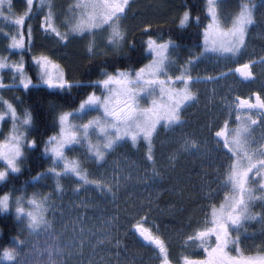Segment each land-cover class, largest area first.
<instances>
[{
  "label": "snow or ice",
  "instance_id": "snow-or-ice-1",
  "mask_svg": "<svg viewBox=\"0 0 264 264\" xmlns=\"http://www.w3.org/2000/svg\"><path fill=\"white\" fill-rule=\"evenodd\" d=\"M8 3L5 10V0H0V17L16 31L4 35L9 42L0 49V53H7L0 54V70L11 73L8 83L0 74V213L14 214L20 227L19 234L11 237V246L0 251V264H65L58 257L68 245L61 244L47 215L52 193L29 195L26 187L10 184L13 176L22 172L26 154L43 143L42 156L49 162V167L30 177L31 182L51 177L53 192L63 193L62 181H75L74 193L92 187L115 200L117 190L133 177L115 169L109 175L101 169L118 148L142 147L145 167L135 180L145 189L154 188L163 178L154 141L161 126L175 131L186 123L185 109L199 99L192 86L233 76L232 91L256 79L253 66L264 65V55L236 62L251 55L249 37L254 26L264 23V0H203L202 13L193 16L191 8L184 7L178 14L176 26L183 34L176 39L147 35L139 44L135 38L128 40L125 25L131 0H74L63 9L57 8L55 0H26V10L18 15L12 13L11 0ZM41 12L40 32L55 39L53 48L87 37L90 56H110L99 62L107 67L89 64L88 74H95V79H73L59 59L43 49L35 51L34 28L28 21ZM192 24L196 30L189 34L187 28ZM143 31L153 29L145 25ZM13 50L20 53L16 60L10 59L15 55ZM202 64L222 70L192 75ZM8 89L34 95L35 100L24 106V96L14 93L9 99L4 95ZM215 91L213 88V95ZM42 95L48 97L43 111L52 119L38 125L37 101ZM222 99L226 118L210 134L218 161L215 187L213 182L202 185V189L206 187L205 202L200 205L203 216L187 221L191 232L180 244L182 251L172 257L170 240L160 226H145L150 222V207L145 210L141 203L128 208L126 218L136 221L129 230L152 249L158 264H264V91L232 100L225 94ZM215 126L214 121L210 127ZM258 127L260 134L254 135ZM49 129L54 131L44 136ZM33 133L36 135L29 139ZM177 139L181 143L169 161L176 160L180 152L200 151L198 140L183 133ZM257 205L259 211H254ZM142 210L145 215H139ZM115 219L105 220L98 231L81 227V237L88 231L102 237L97 245L113 242ZM250 222L259 223L260 228L250 230ZM41 234L45 237L43 248L31 239ZM85 242L81 238L78 246L82 249ZM114 242L120 246V240ZM75 244V239L69 242ZM40 255L47 259L40 260Z\"/></svg>",
  "mask_w": 264,
  "mask_h": 264
},
{
  "label": "rangeland",
  "instance_id": "rangeland-1",
  "mask_svg": "<svg viewBox=\"0 0 264 264\" xmlns=\"http://www.w3.org/2000/svg\"><path fill=\"white\" fill-rule=\"evenodd\" d=\"M55 3L58 9H63L66 8L68 4L74 3V0H55ZM4 8L5 10L9 8L8 2L5 3ZM14 8L15 7L12 6L11 1L12 11ZM165 8H169L168 0H131V5L125 18V25L127 27L128 34L130 28L133 26V23L136 21L140 23V19H142L146 13L150 12V10H152L151 15L156 17L159 14L156 9H158L161 14H164ZM257 18L260 19L259 11L257 12ZM33 28L37 48L48 51L49 54L54 56V58L59 59L60 62L62 61L61 63L63 65L64 63L69 62V60H71L73 57H79L82 52L87 53V37L84 40L73 39L62 46L57 45L56 48H53L55 39L53 37L44 36L40 32V26H33ZM15 31L16 28L13 27L12 24L8 23V21L6 22L3 17H0V49H3L4 45L9 42L8 40L4 39V35L6 33ZM249 38L250 40L263 39L264 41V23H258L256 26H254L252 29V34ZM47 43L49 45H47ZM100 47H103V45H100ZM70 49L72 52L67 54ZM13 51L15 52V50ZM0 54L7 55L6 52ZM19 55V52H15V55H12L10 59L16 60L18 59ZM243 58L238 60L236 63H240ZM180 62L183 63V58H181ZM228 67L232 68L234 67V64H229ZM214 70L220 71L222 69L219 67L213 69V66L210 64H202L198 66L197 70L192 72V75H196L197 72H199L200 75H208L212 74ZM0 74L6 77L5 83H8L9 81L7 77H10L11 73L7 70H0ZM228 77L224 80L213 83H201L193 85L192 90L197 92L199 99L185 109L183 116L186 120V123L175 131L164 129L162 126L160 127L154 144L155 156L157 162L161 166L163 178L154 188L145 189L135 180V177L138 175V173L142 172L143 168L145 167V149L142 147H131L129 145H124L118 148L108 157L107 163L104 165V168L101 169V171H106L109 175L115 169L122 175L131 173V176L133 177L131 181L127 182L126 184H122L117 190L115 200L111 196H102V194L98 193L92 187L81 190L78 193H74L72 189L75 187V181L69 180L62 181L65 189L63 193L53 192L55 184L53 178L51 177H45L44 179L39 180L34 188L27 190L29 195H31L33 192H38L41 196L52 193V195L49 197V200L53 203L49 208L47 215L48 218L53 222L54 232L59 235L61 244L68 245L65 247L64 254L61 257H58V259L64 260L65 264H94L95 259L99 261V264H138L135 255L131 256V261L129 262L123 261L119 263L116 259L114 263H111L113 251L114 255H117V251L120 247H117L114 240H119L121 233L124 231L123 225L119 223L122 219V216L119 214H114V212L116 211L119 213L122 211L126 201H129V204L136 202H141L146 205L153 204L154 202L152 199H155L159 188L162 186H166L170 194H173L176 197L178 195L177 199L182 205L190 203L196 204L194 205L195 210L193 209L194 211L192 213L193 217L190 216L192 217L193 221L203 216L200 205L205 202L202 199V196L204 191H206V187L202 189V185L206 186L209 184V182H213L212 186L215 187V169L218 164V161L215 160V149L213 147L214 142L211 140L210 134H213V132L220 126V122L222 123L226 118V109H223L222 107L224 102L222 95L225 96V94L228 93H230V95H236L238 94L237 91H242V87L244 86L240 85L235 87L236 92L229 91V86L233 84L234 78L230 80ZM262 81L263 80H261V83ZM251 85H259V82L254 81ZM213 88H215V93H217L219 102L218 107H214L211 104L214 102L212 97ZM4 95L9 99H13V96L10 95L9 89L8 91H4ZM233 95L231 97L229 96L231 100L233 99ZM214 121L216 122V126L210 127ZM7 130L8 126L5 125L4 131L7 132ZM198 131L201 132L200 138H196L194 136V134ZM181 133L187 135L189 138L198 140L201 145L200 151L180 152L176 160L169 161V155L173 154L179 147V143H181V141H178L177 139ZM0 138H2V134H0ZM69 155H71V153H69ZM2 166L3 165H0V167ZM176 185H182L184 192L181 197H179V192L174 189L176 188ZM220 196L222 198L223 192H221ZM149 197H151V199H149ZM14 208L15 205H13V209ZM156 212L161 214H154V210H151V214L158 215L156 218L163 217L168 213V211H165L164 209H159ZM126 216H128V214H126ZM113 217L116 218L115 223L112 226V235L114 237L113 242L109 243L105 241L97 245V239H102V237L91 235L88 231H85L81 237V227L98 231L105 220ZM150 218L152 219L154 217L151 215ZM150 224H152L151 220ZM194 226L195 224H193V227ZM190 232L191 227H187L186 236H188ZM18 234L19 233H17V235ZM81 238L86 239L82 249L78 246ZM31 239L35 240L40 248L45 246V237L43 234L34 236ZM73 239L76 240V244L69 245V242ZM9 246H11V243L7 247ZM181 251V248L179 251L171 249L172 257H176ZM96 255L97 258H94ZM152 258V249L150 248V260ZM39 259L46 260L47 256L40 255ZM151 263L152 262L150 261V264Z\"/></svg>",
  "mask_w": 264,
  "mask_h": 264
},
{
  "label": "trees",
  "instance_id": "trees-1",
  "mask_svg": "<svg viewBox=\"0 0 264 264\" xmlns=\"http://www.w3.org/2000/svg\"><path fill=\"white\" fill-rule=\"evenodd\" d=\"M12 6H14V10L12 11L13 14H20L23 11L26 10V0H11ZM8 0H5V3H7ZM169 8H165L164 14H161L158 9L156 11L159 12L158 16L154 17L151 15L152 10L150 12L146 13L145 16H143L140 23L137 21L133 23L132 28H130L129 34H128V40H132L135 38V41L137 44H139L141 41L146 39L147 35H162L164 39L169 38L171 36L173 39H176L178 34H183L180 30L177 29L176 26V19L178 17V14L183 11L184 7H190L192 10L193 16L197 15V13H202L203 11V0H168ZM14 4V5H13ZM5 5V4H4ZM42 12L39 16L33 17V19L29 20L28 23L32 24L33 26H39L40 17ZM155 15V14H154ZM7 22V21H6ZM9 23V22H8ZM145 25H150L153 31L145 33L143 31ZM27 29V25H25V30ZM196 30L195 24L190 25L187 28V33H193ZM35 36V35H34ZM42 36V34H41ZM47 45H49L47 43ZM72 49V48H71ZM69 50L67 54H70L72 50ZM127 47L125 46L124 51H127ZM36 52L40 51V48H37L35 50ZM109 53H111V50H107ZM135 55V53H133ZM110 56L105 55H97V56H90L89 54L82 52L79 57H73L69 62L64 63L66 71L69 73L70 77L73 79H95V74L89 75L88 74V66L89 64H99L100 67H107L106 64H100V61L109 59ZM26 59L30 60V55L26 57ZM62 62V61H61ZM91 89H89L90 91ZM8 91V90H6ZM10 95L14 96V93L17 95L24 96V106L27 104H30L32 100H35V96H29L25 95L24 93L20 92L19 89L12 90L9 89ZM9 94V93H8ZM48 100L47 96L42 95L40 100L37 101V104L40 105V109L36 112L37 117V123L38 125L41 123V121L47 119L48 121H51L52 116L51 114H45L43 111L44 106L46 105ZM193 104V103H192ZM191 104V105H192ZM74 106V105H72ZM70 107V106H66ZM162 128H164L162 126ZM165 129V128H164ZM54 131V129H49L47 132L44 133V136H47L51 134V132ZM32 135H36V133L30 134L29 139L32 138ZM42 150H43V143L40 144V147L36 149L34 152L27 153V159L22 161L23 168L22 172L18 175L13 176L12 180L10 181V184H15L17 186H23L26 187V190H30L31 188H34L37 182H31L30 177L35 175L36 172L40 171L41 169H45L49 167V162L45 160L42 156ZM25 181H28V183L25 185ZM39 182V181H38ZM179 192V197L183 194V188L182 185H176V188H174ZM7 190V189H5ZM177 197L173 194H170V192L167 190L166 186H162L159 188L158 193L155 196V199L152 201L153 204L146 205L144 204L145 210H147L149 207L151 210H154V214L157 213L159 209H164L165 211H168V213L163 216L156 218L158 215L151 214L154 218H150L149 220L152 221V224L150 222L146 224V227H152L153 224L159 225L161 232L165 236L166 239L170 240V248L174 249L175 251H179L180 244L183 241L185 237V233L187 230V221L189 220L190 216H192L193 211L195 210L196 204H185L182 205L179 203V200ZM133 204H141V202H136ZM133 204H129V201H126V203L123 206V210L118 212H114V214H119L122 216V219L119 223L123 225V232L121 233L119 240H120V247L117 251V255H114V251L111 258V263H114L117 259L119 263L125 261L129 262L131 261V256L135 255L136 261L138 264H158V260L152 258L150 260V248L145 247L143 243L141 242V239L138 237V234H134L133 231L129 230V227L131 224H134L136 221L133 218H126V214H128V208L131 207ZM194 209V210H193ZM192 211V212H191ZM14 212V209H13ZM124 213V214H123ZM161 214V213H157ZM181 214V216H180ZM139 215H145V211L142 210ZM193 217V216H192ZM191 217V218H192ZM18 227L19 224L16 223V219L14 214H4L0 213V228L3 229L2 232H0V251L3 250L4 247H7L11 242V237L13 235H17L18 233ZM149 251V252H148ZM152 257H154L153 251H152ZM94 258H97V255L94 256ZM94 264H99V261L97 259L94 260Z\"/></svg>",
  "mask_w": 264,
  "mask_h": 264
},
{
  "label": "flooded vegetation",
  "instance_id": "flooded-vegetation-1",
  "mask_svg": "<svg viewBox=\"0 0 264 264\" xmlns=\"http://www.w3.org/2000/svg\"><path fill=\"white\" fill-rule=\"evenodd\" d=\"M59 1V0H58ZM43 18V16L40 17V21L41 19ZM39 26H40V22H39ZM248 52L251 54V55H245L244 56V59L242 61V63L247 60V59H252L253 56H260V55H264V41L263 39H257V40H249V48H248ZM236 67V65H235ZM253 71L256 75V79L254 80L255 82H259V85H256V86H252L251 84L254 82L252 81L251 84H245L242 88L243 90L242 91H237L239 95H242V96H245L247 97L250 93H254V92H257V91H264V87H262V83H261V80L264 81V65H260V64H256L253 66ZM238 75V74H236ZM234 77L233 76H230L228 77V79H233ZM234 80V79H233ZM234 82V81H233ZM234 91L232 90V92H236L235 91V88H233ZM233 94L230 95V93L227 94V97H231ZM236 95H233V98L235 97ZM213 97V100L214 102L211 103L214 107H218L219 106V102H218V97H217V93H215V95H212ZM224 97V95H222V98ZM228 98L231 100V98ZM235 114L233 113V116ZM222 125V123L220 122V126ZM217 131V130H215ZM215 131L213 132V134L215 133ZM261 132V129L258 127L256 130H255V133L254 135H259ZM201 132L198 131L194 134V136L196 138H200L201 136ZM254 211H259V206L257 205V207L254 209ZM202 218V216H201ZM247 227L252 230V229H259L260 228V224L257 223V222H250ZM185 236H186V233H185ZM257 243H259V240L256 241ZM255 249H253L254 251Z\"/></svg>",
  "mask_w": 264,
  "mask_h": 264
}]
</instances>
